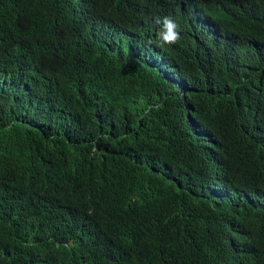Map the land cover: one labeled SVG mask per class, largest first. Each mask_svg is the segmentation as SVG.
I'll list each match as a JSON object with an SVG mask.
<instances>
[{"label":"trees","instance_id":"16d2710c","mask_svg":"<svg viewBox=\"0 0 264 264\" xmlns=\"http://www.w3.org/2000/svg\"><path fill=\"white\" fill-rule=\"evenodd\" d=\"M151 251L264 264V0H0V264Z\"/></svg>","mask_w":264,"mask_h":264},{"label":"clouds","instance_id":"9594fccd","mask_svg":"<svg viewBox=\"0 0 264 264\" xmlns=\"http://www.w3.org/2000/svg\"><path fill=\"white\" fill-rule=\"evenodd\" d=\"M198 0H193V3H197ZM157 23H162V29L158 33V46L164 47L165 45H174L176 44L180 39L183 38L185 32L183 29H178V24L173 20L170 16H165L162 19L157 18ZM202 22V20H201ZM203 27V26H202ZM210 35L219 40L225 38L223 34L218 29H211L203 27ZM225 167V166H224ZM223 167L222 171H219L216 173V179L213 181V187L212 190L214 193L219 195H224L227 192H230L231 189L228 188V180H227V174L226 170ZM246 204L250 205L253 204V201L245 202ZM235 250L238 254H250L251 251L245 247L242 246L240 243H237L235 245ZM163 253V252H162ZM145 264H154V261L156 259V254L154 251H151L146 254Z\"/></svg>","mask_w":264,"mask_h":264}]
</instances>
